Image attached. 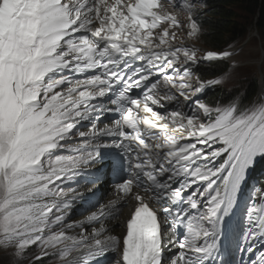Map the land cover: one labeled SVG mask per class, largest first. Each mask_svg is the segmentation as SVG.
Masks as SVG:
<instances>
[{"label": "snow or ice", "instance_id": "snow-or-ice-1", "mask_svg": "<svg viewBox=\"0 0 264 264\" xmlns=\"http://www.w3.org/2000/svg\"><path fill=\"white\" fill-rule=\"evenodd\" d=\"M206 7L0 0L7 264H264V175H251L264 161V93L202 98L243 52L177 42L200 39ZM224 60L213 78L197 71ZM109 176L112 195L73 218L81 187Z\"/></svg>", "mask_w": 264, "mask_h": 264}, {"label": "trees", "instance_id": "trees-1", "mask_svg": "<svg viewBox=\"0 0 264 264\" xmlns=\"http://www.w3.org/2000/svg\"><path fill=\"white\" fill-rule=\"evenodd\" d=\"M207 5L201 11L202 35L197 42L215 51L228 48L229 44L239 45L243 43L250 31H256L260 37L264 50V0H202ZM228 67L225 61L203 63L197 71L203 79L213 78L223 73ZM264 81V58L262 64ZM246 92L238 94L246 103L251 102L258 94L259 80L245 76ZM253 81V82H251ZM232 92H224L218 88L211 90L205 96V100L215 103L217 100L227 102ZM252 177L264 175V161L258 164Z\"/></svg>", "mask_w": 264, "mask_h": 264}, {"label": "rangeland", "instance_id": "rangeland-1", "mask_svg": "<svg viewBox=\"0 0 264 264\" xmlns=\"http://www.w3.org/2000/svg\"><path fill=\"white\" fill-rule=\"evenodd\" d=\"M201 2L203 1L201 0ZM169 11H172V9L169 8ZM181 18L183 19V17ZM249 36L250 39L245 43L243 42V52L241 53V55L233 58L241 61L240 67L235 70L232 77L228 81H226L222 86L218 87L219 90H223L224 92H232V95H230V98L228 100L238 94L245 95L247 86L244 79L245 76L248 78V80H250V78L257 79L260 76L261 62L263 61L264 57L262 44L259 40L258 35L255 34L254 36V31L250 32ZM180 40H184L186 44L194 43L193 41L186 40L183 33L178 32L177 42H179ZM195 45L203 50H207L199 44ZM46 260L47 258H45L44 264H46ZM7 262L8 257L0 255V264H7ZM25 264H27V262H25Z\"/></svg>", "mask_w": 264, "mask_h": 264}, {"label": "bare ground", "instance_id": "bare-ground-1", "mask_svg": "<svg viewBox=\"0 0 264 264\" xmlns=\"http://www.w3.org/2000/svg\"><path fill=\"white\" fill-rule=\"evenodd\" d=\"M258 164H260V162H259ZM258 164H257V165H258ZM257 165H256V166H257ZM256 166H255V167H256ZM101 185H105V186H107V182H106V183H102Z\"/></svg>", "mask_w": 264, "mask_h": 264}]
</instances>
